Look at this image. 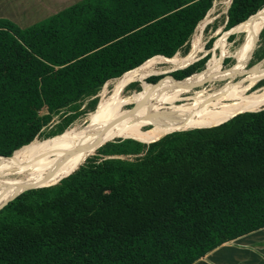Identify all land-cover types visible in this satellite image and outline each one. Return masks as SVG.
<instances>
[{
    "label": "trees",
    "instance_id": "16d2710c",
    "mask_svg": "<svg viewBox=\"0 0 264 264\" xmlns=\"http://www.w3.org/2000/svg\"><path fill=\"white\" fill-rule=\"evenodd\" d=\"M212 5L84 0L26 29L0 19V162L64 134L32 142L52 114L150 59L174 57ZM262 9L264 0H231L227 30ZM209 58L207 52L198 62ZM198 62L169 81L200 75ZM261 109L208 129L136 139L162 138L152 145L109 142L90 160L93 146L57 182L22 193L0 214V264H194L264 230Z\"/></svg>",
    "mask_w": 264,
    "mask_h": 264
},
{
    "label": "rangeland",
    "instance_id": "374dc122",
    "mask_svg": "<svg viewBox=\"0 0 264 264\" xmlns=\"http://www.w3.org/2000/svg\"><path fill=\"white\" fill-rule=\"evenodd\" d=\"M230 4L231 0H213L211 9L208 11L201 23L198 24L199 26L197 25V29L195 28L187 44L171 59H150L132 72L127 73L120 78L107 81L99 90H97L94 95L83 98L79 102L69 105L61 111L52 114L50 123L43 128L40 136L36 137L32 142H41L56 135L62 134L64 132L65 133L52 141L32 144L31 146L41 147L50 144V142L53 143L65 138H78L84 133L87 126L91 123L93 115L102 109H108V112L112 111L114 116H121L124 120L118 123L106 125L104 129L115 126H120L121 129H129V125L132 123V120L137 119L141 114H150L151 111H154L155 114L153 113L151 116L156 118L158 115L160 116L166 114V112L173 108L185 106L188 116L178 119H184L185 121L184 124H181L180 126L163 129L156 121L153 119H148L144 120L143 122L140 121L134 125L131 129H129V132H126V135L135 131L146 134L156 130L157 128L163 132L170 130H177L178 132L194 130L190 127L205 125V123L207 124L205 121L200 123L201 120H205V117L201 119V116L214 114L206 112L211 110L210 108H212L211 111L213 112H219L223 110L222 107L214 108L212 106L216 100H220L217 98L221 95L232 90L242 92V96L233 97L228 101L223 100L225 101L223 104H228L238 101V99H241L242 97H248L253 93L264 90V35L261 37L256 36L255 41L251 43L253 34L248 31L252 25L256 23L260 13L264 9H262L258 14L251 17L243 24L236 26L232 30L231 28L227 30V11L230 7ZM211 39L212 42H209ZM251 49H254V53L252 54L250 64L245 68L246 61L244 63L243 61L247 51ZM207 52H210V58L208 61L205 59L201 62H198L206 56ZM224 60H234V62H229L230 66H233L236 61L241 65L235 69L240 68L241 70L235 71L234 69L233 73L231 72L232 74H226L228 69L224 68L221 70L218 66ZM195 62H198L194 65L196 68H204L203 72L198 75V77L204 75L206 72H209V75L195 80L194 83H192L188 88V91L172 92L170 90H165L162 94L157 96L159 99L145 98L143 100L134 102L125 101L128 97L137 94H145L148 90L153 92L155 88L162 89L159 87H165L166 89L167 85L183 83L188 80L198 78H190L181 82H171L169 81L168 77L177 71L186 69ZM216 76H221V78L215 81L208 80ZM158 79L161 80L158 84L154 86H148L155 84ZM203 80L208 81L201 82ZM260 105H264V103L257 104L254 108ZM254 108H252V110ZM39 114L40 116H45L47 112L45 109H42ZM197 116H200V119L196 118ZM127 139L128 138H116L112 139L113 141H111V143H114L117 140L123 141ZM102 146L96 149L94 154L90 157V160L102 157L98 150L101 149ZM20 149L17 150L12 157L18 155ZM103 150L105 151V149ZM143 153L144 151L141 152V154ZM86 154L83 157H85ZM135 157L137 156H127L125 158L133 159ZM60 174L61 171H58L47 176V178L42 181L41 185L45 187L55 183L59 179ZM28 178L29 176L25 172H0V186L5 187L4 191H0V201H3V199L8 197V190L18 187L13 186L9 188L6 186H11L24 180H28ZM250 235L253 234H249L246 237H250ZM236 241L239 240L230 241L224 245H230L233 247V242ZM257 243L258 242H255L254 244L257 246L259 244ZM255 245H253V247H255ZM207 256H205L206 258L204 257L194 264H209V262L214 263V258L216 255L210 259H208ZM244 256L240 255L238 261H236V264H240L241 262H244L245 264H257L255 260L251 261L248 259V255H246L245 258Z\"/></svg>",
    "mask_w": 264,
    "mask_h": 264
},
{
    "label": "bare ground",
    "instance_id": "6f19581e",
    "mask_svg": "<svg viewBox=\"0 0 264 264\" xmlns=\"http://www.w3.org/2000/svg\"><path fill=\"white\" fill-rule=\"evenodd\" d=\"M262 27H264V10H262V12L260 13L256 23L252 25V27L248 30L249 32L253 34L251 38V43L255 41L256 36L258 35ZM248 52L249 50L246 53L243 63L247 59ZM240 65L241 64L235 61V64L226 71V74L233 72L234 69L239 67ZM218 66L220 67V65ZM208 75H209V72H206L204 75H201L199 77L190 76L185 79H190V78H195V77H198V78L191 79L183 83H174L171 85H167L166 89L165 87H159L162 89L155 88L153 92L148 90L146 91L145 94H137V95L128 97L125 101L134 102V101L143 100L145 98L159 99L157 96L162 94L165 90H170L172 92H185V91H188V88L191 86L192 83H194L195 80L202 78L204 76L206 77ZM219 78H221V76H216L208 80L215 81V80H218ZM208 80H203L201 82H205ZM241 93H242L241 91L232 90L218 97L217 99H220V100L218 101L216 100L212 104V106L214 108L222 107L223 110L219 112H213L211 111L212 108L209 107L211 110H208L207 108H205L206 110H208L206 111L207 113H214L208 116H205V115L201 116V119L205 117V120L203 121L201 120L200 123H203L205 121L207 122V124L205 123V125L192 126L190 128L199 129V128L211 127L213 125L224 122L239 114L251 112L252 108H254L257 104L264 103V90H262V91L253 93L252 95L248 97H242L241 99H238V101L228 103V104H223L225 102L223 100L228 101L229 99L233 97L242 96ZM107 110L108 109L99 110L95 115H93L92 117L93 119L91 123L87 126L84 133L81 134V136H79L78 138H75V139L65 138V139H62V140H59L53 143L50 142V144H47L41 147H34L31 145L25 146L20 149V152L18 153V155L12 158H9L7 160L1 161L0 162V172H8V171L25 172L27 173L29 178L28 180H24L14 185L6 186L9 188L13 186H18V187L7 191L8 197L3 199V201H0V206L13 200L14 196L19 192H23L29 189L44 187L41 185L42 181L45 178H47V176L53 173L61 171L59 178H62L66 174L68 169L72 165L77 163L79 160H81V158L93 147L91 146L93 143H95L97 140H101L105 138L107 135H111L112 139L120 138L118 135L119 131L129 132V129H131L134 125H136L140 121L143 122L144 120H148V119H153L163 129H169L174 126H180L181 124H184L185 122L184 119L183 120H178V119H181V117L188 116L186 112V107L179 106L177 108H173L169 110L164 115H160V116L158 115L156 118H153L154 116H151L153 115V113L155 114L154 111H151L152 114L151 113L141 114L137 119L132 120V123L129 125V129H121L120 126H115L112 128L104 129L106 125L124 121L121 116H114L112 114V111L108 112ZM199 117L200 116H197L196 118H199ZM207 120H211V121H207ZM182 129H186V128H182ZM172 131H177V130H170V131L163 132V131H160L159 128H157L156 130L150 133L142 134V133L135 131V132H130L126 136L128 138H134V139H138L144 142H149V141L155 140L156 139L155 137L165 135ZM126 136L123 138H126ZM151 138H155V139H151ZM4 190H5V187L0 186V191H4Z\"/></svg>",
    "mask_w": 264,
    "mask_h": 264
},
{
    "label": "crops",
    "instance_id": "0c3cea01",
    "mask_svg": "<svg viewBox=\"0 0 264 264\" xmlns=\"http://www.w3.org/2000/svg\"><path fill=\"white\" fill-rule=\"evenodd\" d=\"M82 1L84 0H0V19L7 20L20 29H26ZM237 240L239 241L233 242V247L224 245L208 254V259L216 255L214 263L209 264H236L240 255H248L247 258L251 261L264 264V230ZM255 242L259 244L256 246Z\"/></svg>",
    "mask_w": 264,
    "mask_h": 264
},
{
    "label": "water",
    "instance_id": "95a60500",
    "mask_svg": "<svg viewBox=\"0 0 264 264\" xmlns=\"http://www.w3.org/2000/svg\"><path fill=\"white\" fill-rule=\"evenodd\" d=\"M262 30H264V27H262V29H260V31H259L257 37L259 36V34L261 33ZM259 111H260V110H259ZM174 132H178V131H172L171 133H174ZM171 133H169V134H171ZM169 134H167V135H169ZM118 135H119L120 138H123V137L126 136V132H125V131H119ZM165 136H166V135H165ZM165 136H164V137H165ZM164 137H162V138H164ZM126 138H128V137L126 136ZM162 138H161V139H162ZM128 139H132L133 141H135V142H137V143H140V144H144V145H152V144H155V143H157L158 141L161 140V139H160V140L155 141V142H152V143H142V142L137 141V140L134 139V138H128ZM111 141H113L112 138H111V135H107L105 138H103V139H101V140H97V141H96L95 143H93L91 146H94V147H95V146H98V148H99L100 146H102V145H104V144H106V143H109V142H111ZM29 190H30V189H29ZM26 191H28V190H26ZM26 191H23V192H19V193H17V194L14 196V198H13V202H12V205H11L10 209H9V210H6V211H2V212H0V214H4V213H6V212H9V211L14 207V205H15V203H16L18 197H19L22 193H24V192H26Z\"/></svg>",
    "mask_w": 264,
    "mask_h": 264
}]
</instances>
